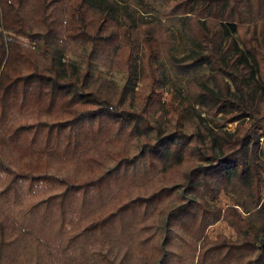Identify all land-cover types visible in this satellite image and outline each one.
<instances>
[{
	"label": "trees",
	"instance_id": "trees-1",
	"mask_svg": "<svg viewBox=\"0 0 264 264\" xmlns=\"http://www.w3.org/2000/svg\"><path fill=\"white\" fill-rule=\"evenodd\" d=\"M0 264H264V0H0Z\"/></svg>",
	"mask_w": 264,
	"mask_h": 264
},
{
	"label": "rangeland",
	"instance_id": "rangeland-1",
	"mask_svg": "<svg viewBox=\"0 0 264 264\" xmlns=\"http://www.w3.org/2000/svg\"><path fill=\"white\" fill-rule=\"evenodd\" d=\"M149 18L150 17H147L146 19L149 20ZM176 55H177L178 58L182 57V53L181 52L177 53ZM169 85L175 86L176 88H178L184 94L186 93V87H185L184 82H182V81L175 80L173 77H171ZM235 127H236V124H232V125L229 126V130L230 131H234ZM216 152L219 153V148L218 147L216 148ZM224 200L225 201L222 203L223 205L227 203L226 201H229V199L227 197H225ZM220 233H225L228 236L233 237V233L223 223L215 226L214 228H212L210 230V235L212 237H216Z\"/></svg>",
	"mask_w": 264,
	"mask_h": 264
}]
</instances>
